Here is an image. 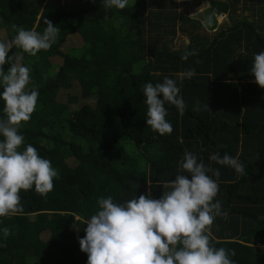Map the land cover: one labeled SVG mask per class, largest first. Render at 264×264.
<instances>
[{
    "label": "trees",
    "instance_id": "obj_1",
    "mask_svg": "<svg viewBox=\"0 0 264 264\" xmlns=\"http://www.w3.org/2000/svg\"><path fill=\"white\" fill-rule=\"evenodd\" d=\"M59 1L71 6L59 10ZM75 1L82 4L75 8ZM210 5L227 15L215 32L180 11L178 0H128L123 10L106 9L102 0H0V42L17 35L13 25L42 34L50 20L59 29L49 50L9 52L30 68L28 88L39 92L18 129V151L31 144L58 175L47 195L34 186L21 190L22 211L0 217V230H11L6 241L0 231V264H87L78 237L100 210L98 201L159 199L164 182L190 175L181 169L186 152L220 171L218 179L207 173L219 185L213 202L222 213L212 245L234 250L235 264H264V248L255 246L264 244V89L250 71L255 54L264 52V0ZM166 77L186 108L181 114L165 102L173 131L160 135L147 126L142 89ZM4 106L0 99V119ZM217 152L238 157L244 174L211 161Z\"/></svg>",
    "mask_w": 264,
    "mask_h": 264
},
{
    "label": "clouds",
    "instance_id": "obj_2",
    "mask_svg": "<svg viewBox=\"0 0 264 264\" xmlns=\"http://www.w3.org/2000/svg\"><path fill=\"white\" fill-rule=\"evenodd\" d=\"M178 2L182 6L191 0ZM102 4L106 9L123 10L128 0H102ZM45 23L47 27L42 34L13 25L17 35L0 42V84L3 86L0 99L4 101L6 114V118L0 119V136L3 137L0 140V217L22 211L21 190L27 191L34 186L38 194L47 195L58 175L51 162L41 158L31 144L18 151L24 143V136L18 129L22 122L30 120L39 92L28 88L30 68L20 63L17 52L9 56L13 47L31 56L49 50L59 29L50 20ZM196 54L195 50L186 51L181 58L187 60ZM6 63L11 65L7 72L3 68ZM250 71L254 82L264 89V52L255 54ZM185 75L191 79L195 70L190 69ZM142 90L148 106L147 126L160 135L171 134L173 128L166 120L165 102L175 105L181 114L186 108L175 80L166 77L155 85L148 82ZM209 158L233 168L238 174L245 172L238 157L227 153L221 156L217 152ZM181 169L190 175L179 174L174 180L164 182L159 199L151 194H140L122 204L114 203L112 197L98 201L100 210L87 219L86 235L78 237L81 250L88 254L87 264H235L230 258L235 256L234 250L212 245V225L222 213L221 203L213 202L219 185L207 173L211 172L218 179L219 169L198 162L191 152L185 153ZM0 231L6 241L11 230L5 227ZM255 246L264 248L262 243Z\"/></svg>",
    "mask_w": 264,
    "mask_h": 264
},
{
    "label": "rangeland",
    "instance_id": "obj_3",
    "mask_svg": "<svg viewBox=\"0 0 264 264\" xmlns=\"http://www.w3.org/2000/svg\"><path fill=\"white\" fill-rule=\"evenodd\" d=\"M56 8L59 10L68 9L71 5L66 1H59L56 3ZM75 8L82 4L81 1H75ZM73 5V3H72ZM180 11H183L185 14L202 21L208 31L215 32L218 28L225 22V18L227 15H216L212 12L208 0H204L203 2H199V0H192L189 4L180 5ZM81 225V223H80ZM84 225V224H82Z\"/></svg>",
    "mask_w": 264,
    "mask_h": 264
},
{
    "label": "bare ground",
    "instance_id": "obj_4",
    "mask_svg": "<svg viewBox=\"0 0 264 264\" xmlns=\"http://www.w3.org/2000/svg\"><path fill=\"white\" fill-rule=\"evenodd\" d=\"M182 1H187V0H182ZM191 2H192V0H191Z\"/></svg>",
    "mask_w": 264,
    "mask_h": 264
},
{
    "label": "crops",
    "instance_id": "obj_5",
    "mask_svg": "<svg viewBox=\"0 0 264 264\" xmlns=\"http://www.w3.org/2000/svg\"><path fill=\"white\" fill-rule=\"evenodd\" d=\"M209 2H210V0H209Z\"/></svg>",
    "mask_w": 264,
    "mask_h": 264
}]
</instances>
